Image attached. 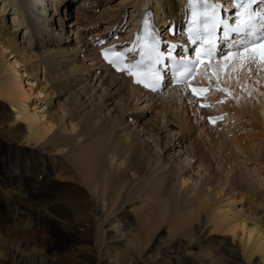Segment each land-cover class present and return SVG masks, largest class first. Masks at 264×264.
I'll return each mask as SVG.
<instances>
[{"label": "bare ground", "instance_id": "bare-ground-1", "mask_svg": "<svg viewBox=\"0 0 264 264\" xmlns=\"http://www.w3.org/2000/svg\"><path fill=\"white\" fill-rule=\"evenodd\" d=\"M50 1L53 2V5H50ZM166 1L168 2L167 5L154 3L159 4V6H152L157 18H160L159 13L163 8V10L165 9V18L160 20V22H163L162 24L165 25L167 24L166 20L171 19L179 25L182 16L186 12V0H178L179 2H176L179 6L178 8L174 5V0ZM69 3L68 0H22L20 4L21 8H16L14 15L18 20L21 17L24 18V23L26 22L32 28V33L37 38V42H39L36 46L44 48L42 49V54H48L49 52L46 49H49V44L55 43L65 48L76 45L77 52L75 55L77 57H80L84 53L85 57L91 58L89 59L91 62L89 66H86L84 63L77 65L76 59H74L73 63L66 64L67 69L64 71H62V68L53 71L48 64L43 63L44 67L47 66L49 68L47 79L53 87H56V90L61 89L63 91V88L71 85L72 89L59 92V96H62L64 102H69L70 108L68 114L77 120V124L71 125L72 129L77 132V139L79 142H86L84 143L85 145H69L65 142L66 138H61L58 153H62L63 155H57L55 159L58 161L66 155L69 161L67 165H69L68 168L71 170L72 177L76 176L77 180L87 190H84L80 186L75 191L60 187V185H57L58 182L51 178V175L49 177L45 176L43 180H39L36 177L37 174H44L46 169L43 158L35 150L28 152L24 151L21 147L23 141L35 144V141L46 138L54 129L55 122L53 120H51L53 122L51 126L46 124L43 126L38 125L35 128L29 127L24 131L21 128H13L12 114L7 112L0 113V264H121L118 260L117 250L129 242L130 239L132 242L140 244V241H137L139 239L137 229L132 226V221H134L132 210H125L124 205L128 201L124 203L121 200L132 192H137L138 195H136L137 193L135 195L139 196L140 199L142 198L146 203L155 202V208L168 212L171 208L169 203L170 193L173 192L174 195H177L175 191L186 186L190 180L199 181L196 178H192L189 175L190 172L188 173V170H184L185 168L181 167V171L177 172L176 165H174V161L170 157L154 158V156H151V146L144 142L143 137H140V132H127L129 128L124 114L110 117L99 114L90 116V120L87 108L91 107L94 91L86 92L85 86L80 84V79L77 78L80 67L86 66L89 72L94 70L95 72L98 70L104 71L105 75L102 77V81L107 82V90L110 91L111 88L112 93L115 94L123 90L124 85L121 84L122 81L128 82L132 91L139 93L141 99H144L145 102L148 101L149 104L152 103L154 108L165 115L164 118H157V121L161 123L162 119H166L167 117V124L165 126L171 127V130H175L177 134L179 133L186 138L194 132H198V136L200 137L203 135L205 143L208 146L206 150L211 154L210 157L212 159L218 157L219 159L217 165L220 169L217 171L220 173H216L221 177L225 174L232 175L230 173H233L235 169L232 167L235 165H229V167L225 165L227 159L223 157L224 152H222V156L220 155L223 147L221 144L224 142L215 143L214 141L215 135L213 132L216 131L215 129L218 130L223 124L209 126L207 120L205 121L206 116L214 111L199 108L196 100L189 96L187 90L183 87L171 89L172 93L168 95V102L165 103L163 95L145 92L141 88L133 86L122 75L114 74L110 69H106L100 59V48L92 47L91 42L89 44L88 42L86 43V37L82 38L83 33H80V27H84L83 31L90 30L91 32L97 23V16L86 12L85 4H87V1L85 0H78L77 5L82 4V6H77L76 11L73 10L72 13H68ZM10 4H13L12 0H10ZM58 5H60L61 12L66 11L67 13H64V15L59 13ZM50 6L53 8H48ZM231 6L230 3V7L228 6V8H231ZM48 10L53 12L55 16L58 15V18H60L58 21L62 19L63 22L59 28H64L68 17H73L76 14L73 20V28L77 26L75 28L77 31L75 30L76 32L66 39L59 38L56 41L58 37L54 32L59 31L61 36H64V32L52 24L54 16L48 14ZM72 14L74 15L72 16ZM17 15L19 16L16 17ZM110 18L114 20L108 25V28L106 27V31H110L120 19L121 22L116 25L117 27L124 20V17L121 18V13L119 12H112ZM101 22L102 20L100 19L98 23ZM89 26L93 27L90 28ZM2 28L4 27L1 26L0 29ZM37 28L43 31H38ZM5 31L9 32L6 28ZM101 31L99 30L95 34L92 31L91 35L93 37L103 35ZM42 33H46L47 38L49 37L47 44L40 43L44 39ZM74 35L75 38L73 39ZM104 39V37H98L93 42V45L95 42L99 44ZM1 46L2 44H0V53L4 55L3 51H6L8 48L5 45ZM35 57L37 56H32L29 59L32 60ZM241 57L243 56H238V64L234 65L224 75H222L224 63L217 64L214 67L218 74L216 79H212L208 75L209 69L206 68L200 72L198 77V82L200 81L202 84L219 87L220 91L213 94V105H218L215 112L224 113L228 116V120L233 121L232 125L235 123L232 120V115L233 113L236 114V108H233V101L222 103L221 101L224 97L231 100L235 94L234 92L238 88H241L248 95L247 97H253L258 100L262 98L264 100V78L254 77L253 71L249 68L251 66L243 63ZM21 61L17 57L13 68L22 82L19 84V87L23 89L24 84L20 71L17 70V66ZM3 71V63L0 59V74ZM31 90L29 89L26 92L23 101L29 100ZM0 91L3 92V95H6L4 99L9 101L12 108L14 110L18 109V116L24 114L27 117V109L22 101H20L22 98L18 97L19 94L16 92L15 86H3ZM53 94L55 93L52 91L51 95ZM80 97H82L83 101L79 103L78 107L82 108V110L79 114L72 115V103L76 98ZM241 98V94L238 91L237 97H235L238 105H240ZM170 104L171 106H169ZM124 108L125 104L123 110ZM252 117L255 118V114L251 115ZM136 118L139 121L141 120V117L138 115H136ZM83 119H85V125L80 127ZM232 125L230 126L231 130ZM143 126L142 134L143 131L145 133L150 132L152 134L151 137H153L155 126H150L151 131L147 128L148 122L143 123ZM252 127L254 128V133L252 134L253 140L249 141V145L256 140L259 145L264 147L263 131L256 135L255 130L260 129L259 132H261V128L257 125H253ZM229 131L230 129H228ZM56 136H58V131L55 132L52 138ZM247 138L249 137L246 136L244 141ZM235 139H237L233 141L237 146L235 149L238 148V151L243 155L247 150L250 152V149L241 147L244 143L243 139L239 137ZM158 141L154 140L153 142L156 143L159 151L166 150V143ZM197 141L199 139H196V141L191 140L189 149L195 151V142ZM240 141L242 142L240 143ZM226 142L225 145L227 144ZM201 143L204 145V142ZM87 145H89L88 148L86 147ZM227 148L225 146V150ZM66 149L68 151H65ZM232 150L234 151V149ZM165 152L168 151L166 150ZM203 153L192 155L189 153V150L185 153L189 161L197 159L195 162L198 163L199 168L208 173V177L206 176L207 178L205 177L204 181H200L199 187L195 188L193 186L186 193L185 205L174 209L173 214L170 216L171 219H174L169 226L170 228H174L179 223L177 225L178 229L172 232L174 236L180 237L178 238V244H174L173 246L168 245L167 248L161 251L158 250L159 244L156 245V242H154L155 246H147L141 250L137 248L136 250L139 252V255L128 264H142L143 259L148 260V264H191V261L189 263L188 259L190 256L188 255L189 252L183 255H180L178 252L190 249L192 246L191 241H194L192 237H195L199 241V244H210L206 234H202L205 228H200L204 222L203 218L211 219V222L218 227L221 215L217 212L214 213V211H209L208 214L207 203L212 200L213 194L219 196L225 193L229 197L226 201L230 202L232 196H228L230 188L229 184L226 183L230 181V178H227V181H223L225 184L220 185L217 175L213 176L211 174L212 171L210 169L212 166L209 169L205 167L208 158ZM109 156L114 160L120 161L123 168H118L113 173L107 172ZM34 157H40V160ZM210 157L209 160H211ZM247 157L252 158L254 156L249 154ZM159 161L162 162L163 168L168 167L163 180L157 174L160 172L159 168L161 167L155 171V167ZM82 164L95 165L96 170L103 174L102 179H98L92 171L84 168ZM209 164L212 165V163ZM259 164L264 166V161ZM78 167L81 170L80 175H75L74 173L78 171ZM132 167H134L133 174H137L141 182L135 188L126 183V181H129L127 170ZM157 181L159 182L156 185ZM33 189L34 193H30L29 191ZM200 199H204V201H200ZM200 202H203L206 207L201 205ZM195 223L198 225V228H196ZM203 226H206V223ZM148 227L147 236L151 239L156 226L148 225ZM229 231L234 236L237 232L232 228ZM238 233H240L239 249L242 251L243 262L236 259V250L233 251V255H229L225 252V248L219 251L209 246V253L214 254L213 258L210 254L207 255L210 263L244 264L245 261L247 264H264V235L262 231L242 226ZM260 234L262 235L258 238ZM122 237H124L123 241L120 239ZM239 249L237 248V250ZM173 254L180 256V259H175ZM160 255L163 256L162 261H159Z\"/></svg>", "mask_w": 264, "mask_h": 264}, {"label": "rangeland", "instance_id": "rangeland-1", "mask_svg": "<svg viewBox=\"0 0 264 264\" xmlns=\"http://www.w3.org/2000/svg\"><path fill=\"white\" fill-rule=\"evenodd\" d=\"M12 1L13 4L11 5L10 0H0V28L1 26L4 27L0 29V44H2V46L5 45V47L8 48L6 51H3L4 55H1L0 53V59L2 60L4 69L3 73L0 74V89L3 86H15L16 92L19 94L18 97L22 98L20 101H22L25 108L27 109L28 115L27 117L24 114L18 116V109L14 110V108H12V105L9 103V101L4 99L6 95H3V92L1 91L0 113L7 112L12 114L13 128H21L24 129V131H26L29 127L35 128L38 125L43 126L46 124L48 126H51L53 123L51 122V120H53L55 122L54 129L47 135L46 138L40 141H35V144L26 143L25 141H23L21 143V147L24 151L28 152L35 150L40 154V157L43 158L46 169L44 171V174H37L36 177L39 180H43L45 176L49 177L51 175V178L57 181V185H60V187L75 191L80 186L84 190H87V188L77 180L76 176L74 178L72 177L73 175H71V170L68 168L69 165H67L69 161L66 155L60 158L58 161H56L55 159L57 155H63L62 153H58L60 149L61 138H66L65 142L69 145H85L84 143L86 142H79V140L77 139V132L71 127V125L77 124V120L73 117H70V115L68 114V110L70 108L69 102H64L62 96H59V92H64L72 89L71 85L63 88V91H61V89L56 90V87H53L47 79V72L49 68L47 66L44 67L43 63L48 64L53 71L60 68H62V71H64L67 69L66 64L69 65L73 63L74 59H76L77 65H81L82 63H84L86 66H89L91 64L89 59L91 58L85 57L84 53H82L80 57H77L75 55L77 52L76 45L65 48L55 43L49 44V49H46L49 52L48 54H42V49L44 48L36 46L39 42H37V38H35V36L33 35L32 28L26 22L24 23V18L21 17L19 20L15 18L14 13L16 11V8H21L20 4L22 0H15V2L14 0ZM77 1L78 0H68V2H70V7L67 9L68 13H72L73 10L76 11L75 9H77L78 6ZM174 1V5L178 8L179 6L177 5V3L179 1ZM154 3L167 5L168 2L166 0H95L93 2V5H90L91 8L87 11L89 12V14L97 16V23L94 25L95 28H93L91 32L94 31L95 34L99 30H102L101 32L106 31L108 25L114 20L110 18L112 12L121 13V18L125 15V21L128 20V22H130L132 20H136L134 18L138 17L142 10H144L145 6H159V4L157 5ZM50 5H53V2L50 1ZM58 6L59 13H62L63 15L64 13H67L66 11L61 12L60 5ZM80 6H82V4H80ZM86 6L87 4H85V10ZM48 8L52 9L53 7L50 6ZM164 10L162 8L159 13L160 18H156L158 24L163 23L160 22V20L165 18ZM47 13L51 16H54L52 18V24L56 25V28L61 29L64 32V36H61L59 34V31L54 32L58 37L56 41L59 38L66 39L70 35L72 36L74 32L77 31V29H75L77 28V26L73 28V20L76 14H72V16L74 15L73 17H68V19L65 21L64 28H59V26L63 22L62 19L58 21V19H60L58 18V15L55 16V14L50 10H48ZM18 16L19 15H17L16 17ZM100 19L102 20V22L98 23ZM89 27L92 28L93 26ZM5 28L6 30H9L8 33L7 31H5ZM83 29L84 27H80V33H83L81 37H86L85 42L87 43V40L89 41V39H91L92 33L90 32V30L83 31ZM72 30L74 31L72 32ZM38 31L42 32L43 30L38 29ZM123 33H125V31ZM42 34L44 36V39L40 43L47 44L49 42V37L47 38L46 33ZM75 35L73 36V39L75 38ZM32 56L37 57L30 60L29 58H32ZM17 57L22 60L20 64H18L17 70L20 71L21 79L24 84L23 89L19 87V84H21L22 82L18 77L15 69L13 68L14 61L17 59ZM86 66L80 67L77 78L80 79V84L85 86L86 92L94 91L92 95L93 101L91 107L87 108V111H89L88 118L90 116L99 114L106 115V117H110L113 115L120 116L121 114H124L129 128L127 132H140V137H143L144 142L151 146V156H154V158H164L168 156L174 161L177 172L181 171L182 168H185L184 170H188V173L190 172L189 175H191L192 178H196L199 180H190L186 186L175 191V194L177 195H174L173 192L170 193L169 203L171 208L168 212H163L161 209L155 208V202L146 203L142 198L140 199L139 196H136L138 195L137 192H132L130 195L125 197L127 199L123 198L121 200L124 203L125 201H128V203H125L124 205L125 210H132V218L134 219V221H132V226L137 229V234L139 236V239L137 241H140V244L132 242V240L130 239L129 242H127L123 247L119 248L117 250V254L119 256L118 260L120 261V263L128 264L139 255V252L136 250L137 248H140L141 250L147 246H155L154 242H156V245L159 244L158 250L160 251L167 248L168 245L173 246L174 244H178V238L180 237L174 236L172 232L173 230L178 229L177 225H179V223H177L174 228H170L169 226L174 221V219H171L170 216L173 214L174 209L180 208L185 205L186 193L191 190L193 186H195V188L199 187L200 181H204L208 177V173L204 172L202 168H199L198 163L195 162L197 159L189 161V158L185 154L188 150L192 155H199L204 151L203 154L207 155L208 158V161L206 162L207 165L205 167L209 169L212 166L213 169H210V171H212L211 174L213 176L217 175V179L219 180L220 185L225 184V182L223 181H227V178H230V181H227L226 183L229 184L230 193L228 194V196H232V203L230 201H226L229 197H227L225 193H222L219 196L213 194L212 200L207 203V213L209 214V211L219 213L221 215L219 220L220 223L218 224V227H216L214 223L211 222V219L203 218L204 222L200 226V228H205L202 234H206L208 242L210 244H199V241H197L195 237H192L194 241H191L192 246L190 247V249H184L183 251H179L178 253H180V255H183L189 252L188 255L190 256L188 257V259L189 263L191 261V264H213L210 263L207 255L210 254L213 258L214 254L209 253L208 247H214L219 251L222 248H225V252L229 255H233V251L236 250V259L242 260L243 262L242 251L241 249H239L240 233L238 232L240 231V228L242 226H244L245 228H255L262 231V234L264 235V166H261L259 164L264 161V147L259 145L256 140L249 145V141L253 140V125H257L261 128V132H259L260 129L255 130L256 135L262 133V131L264 133V100H258L256 98L254 99L253 97L249 98L246 94L245 96L241 95L242 98L240 99V105H243V107L242 109L236 111V114L233 113L232 120L235 121L234 125H232L233 121L229 120L228 125H223L218 130L215 129L216 131L213 132L215 135V143L224 142L221 144V146L223 147L220 151V155L222 156V152H224L223 157L227 159L225 165H227V167H229V165H235L232 166L233 168H235L233 173H230L232 175H226L225 173L227 172H225V175L221 177L219 174H217L220 173L218 172L220 168H218L217 165L219 163V159L218 157L213 159L212 157H210L211 154L210 152H208V150H206V147L208 146L205 143L203 135L200 137L198 136V132H194L186 138L181 136L179 133L177 134L175 130H171V127L165 126L167 124V117L166 119H162L161 123L157 121V118H164L165 115H163L162 112H159L158 109L154 108L152 106V103L149 104L148 101L145 102L144 99H141L139 93L132 91L131 86H129L128 82H126L125 80L121 82V84L124 85L123 90L119 91L117 95L115 93H112L113 91H111V88L110 91L107 90V82L105 83L104 81H102V77L105 75L104 71L101 72V70H99L95 72L94 70L92 72H89V69ZM29 89H32L30 92L31 96L29 100L23 101L24 95H26V92L29 91ZM23 91L25 92L24 94ZM52 91L55 94L51 95ZM241 93H243V91H241ZM168 94L169 91H166V93L163 95V97H165V103L168 102ZM81 101H83L82 97L76 98L73 101L71 108L72 115H76L77 113L79 114L81 112L82 108L78 107ZM124 104L125 108L123 110ZM169 106H171V104ZM91 108L93 109L91 110ZM254 114L255 118H251V115ZM136 115L141 117L140 121L136 118ZM84 120L85 119H83L80 123V127L85 125ZM145 122H148L147 128L150 131V126H155L153 137H151L152 134H150V132L145 133V131H143L142 134V129L144 127L143 123ZM231 125L232 130L230 128ZM195 127L197 128L196 125ZM228 129H230L229 132ZM57 131L58 136L52 138V136ZM246 136H248L249 138L244 141L246 139ZM236 137L243 139L244 143L241 145V147L250 149V152L249 150H247L243 155L238 151V148L235 149V147L237 146L233 143V141L237 140L235 139ZM196 139H199V141L195 142V151L189 149L190 141H196ZM154 140H159L158 142H162L164 144L166 143V150L168 152H165L166 150L159 151V149L157 148L158 146L153 142ZM225 141H227L226 145ZM201 142H204L205 146ZM241 142L242 141H240V143ZM207 144H209V142H207ZM225 146L228 147L226 150ZM86 147L88 148L89 145H87ZM198 148H200L199 151ZM232 149H234V151ZM65 151H68V149H66ZM246 154L247 156L251 154L254 157L249 158L246 156ZM40 157L34 158L40 160ZM209 157L211 160H209ZM208 162L212 163V165ZM108 164L109 165L107 172L109 173H113L118 168H123V165L120 161H118L117 159L114 160L110 156L108 158ZM82 166L92 171L98 179H102L103 174L96 170L95 165L82 164ZM158 168L160 172H158L157 174L158 176H160V179L163 180L168 167L163 168L162 162L159 161L158 165L155 167V171H157ZM80 171L81 170L78 167V171L74 174L80 175ZM133 172L134 167L127 170L129 181H126V183L128 185H131L132 188H135L141 182L138 175L133 174ZM158 182L159 181L156 182V185ZM34 189L30 190L29 192L34 193ZM200 201H204V199H200ZM200 204L205 206L203 202H200ZM202 210L204 211L203 208ZM205 223L206 226H203L205 225ZM148 225L156 226L155 230L153 231V237L151 239H149V236H147V232L149 230ZM195 226L196 228H198V225L196 223ZM230 228L237 231L235 234L236 237L229 231ZM262 234H260L258 238L261 237ZM120 239L121 241H123L124 237ZM237 248L239 250H237ZM173 255L175 259H180V256L176 254ZM162 260L163 256L160 255L159 261ZM148 263V260H142V264ZM244 264L247 263L244 261Z\"/></svg>", "mask_w": 264, "mask_h": 264}, {"label": "snow or ice", "instance_id": "snow-or-ice-1", "mask_svg": "<svg viewBox=\"0 0 264 264\" xmlns=\"http://www.w3.org/2000/svg\"><path fill=\"white\" fill-rule=\"evenodd\" d=\"M249 5L252 3V0H248ZM215 7L216 5L213 4L212 8H213V15H212V23L209 24H205L204 28H205V32L207 33L208 36V40H207V44H208V51L206 53V55L208 56H212L213 53V49H214V44L212 43V35L213 33L216 31V28L219 25H223L224 29H225V38H227V36L229 35V33H238V34H243V33H250V30L253 28V24H252V20H253V12L249 11L247 13V19L243 18V13L241 12H237V19L235 21L236 26L235 27H230L228 21L225 20H217L215 19ZM245 5L244 4H237V8H244ZM196 16L197 13L195 11H193V23H195L196 20ZM189 39L192 41L193 44L196 43L197 39H201V35L200 33L197 31L195 33H193V30L191 28H189ZM173 48L175 46H172ZM132 50H135L134 48ZM245 51H247V47H245L244 49ZM122 53H116V59H109L107 52L105 53L104 58L108 61V63L110 65H116L118 63V59L120 56H122ZM147 55L148 59L152 62L151 66L149 68V71L147 72V76L151 79L152 83H151V90L152 91H156L157 87L156 85L160 82V74L159 72L156 70V65H160L163 62V53L160 52L159 48L156 45H153L146 53L144 51H141V58L143 59V57ZM202 52L200 49L196 50V56L197 59L199 60V58L201 57ZM167 59L170 60H174V57L172 56V52L171 50L168 53ZM225 60L230 59V56H225L224 57ZM179 65H183L182 69L178 72V78L179 77H185L186 75H188L190 73V68L188 67L189 64H193L195 62H191V61H178L176 62ZM131 67H138V65H134V66H130L129 67V71L128 74L135 76L136 80L135 82L137 84H141L144 83L139 77L140 74L131 71ZM117 71H124V69L120 68L117 66ZM144 87L148 88L150 87V85L148 83H144ZM206 91L205 89H196V88H192V93L193 94H197L198 92H203ZM202 107H206L207 105H201ZM217 118H209V122L211 123H215V120ZM222 119V117H221Z\"/></svg>", "mask_w": 264, "mask_h": 264}]
</instances>
